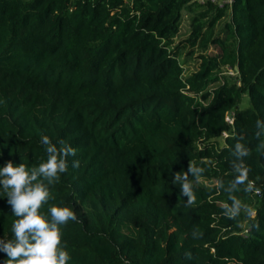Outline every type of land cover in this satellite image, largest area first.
I'll return each mask as SVG.
<instances>
[{"label": "trees", "instance_id": "1", "mask_svg": "<svg viewBox=\"0 0 264 264\" xmlns=\"http://www.w3.org/2000/svg\"><path fill=\"white\" fill-rule=\"evenodd\" d=\"M226 9L196 0H0V167L45 161L44 135L76 149L40 209L76 214L60 226L67 264H264V128H255L264 121V0H233L220 37ZM183 11L190 33L175 44ZM187 47L199 64L185 74ZM224 67L238 82L219 76ZM241 136L251 150L246 185L260 196L241 186L234 195L254 213L233 220L222 214L231 201L218 181L234 178ZM189 162L210 184L190 175L197 201L186 207L172 178ZM15 219L0 187V239L13 238ZM6 259L0 252V264Z\"/></svg>", "mask_w": 264, "mask_h": 264}, {"label": "clouds", "instance_id": "2", "mask_svg": "<svg viewBox=\"0 0 264 264\" xmlns=\"http://www.w3.org/2000/svg\"><path fill=\"white\" fill-rule=\"evenodd\" d=\"M255 128H264V121L258 119ZM255 136L259 139L260 132H255ZM242 140L241 136L231 152L234 157L230 162L234 178L227 182V187L223 180L218 181V187L228 193L231 201V204L225 203L222 214L233 220L242 211L248 216L252 215L251 209L234 195L240 191L241 186L246 185L250 171L244 160L251 155V150L241 143ZM40 142L45 146L47 159L38 166L29 168L24 163L14 164L9 160L0 167V187L4 189L13 215L17 217L12 224L13 238L0 239V252L7 255L3 264H67L71 258L66 245L61 246L60 226L69 220L75 221L76 214L68 207L50 204L49 216L46 217L41 215L40 209L50 199L48 186L59 179V174L67 171V157L75 156L76 149L63 140L60 141V147H57L47 135L42 136ZM258 150H264V140L258 144ZM72 166L79 168L80 161L74 160ZM203 172V168L189 162L187 171L181 170L173 174L172 183L179 184L181 196L187 197L186 207H191L197 201L189 176L199 180ZM252 190V184L248 182L244 191ZM198 235L199 233L193 232L194 238ZM186 255L191 258L190 254Z\"/></svg>", "mask_w": 264, "mask_h": 264}, {"label": "rangeland", "instance_id": "3", "mask_svg": "<svg viewBox=\"0 0 264 264\" xmlns=\"http://www.w3.org/2000/svg\"><path fill=\"white\" fill-rule=\"evenodd\" d=\"M191 16L192 15L189 14L188 12L183 11L181 24H180V28H179V33L177 34V36L174 39L175 44H177L182 39H185L186 37H188V35L190 33L189 25H190ZM229 20H230V8H227L226 13H225V17L221 21H219L215 26V34L219 35L220 37H224V35H225L224 25ZM188 50H190V48L187 47L184 51L181 52V55L179 56V60L181 62L183 61V59L185 61V63L182 62L184 69H185L184 70L185 74H188L190 72L195 71L196 68L198 67V64H199V60L197 59V54L199 52L196 51V52H194V54L191 57H188V56H186V53ZM235 70L236 69L224 67L220 71L219 76L221 78H224V77L227 78L228 81H230V82H238V76L236 75ZM218 85H219V83L210 84V85H208L206 91H211L214 88H216ZM247 106H248V99H247V97H244L241 104H240V108H244ZM223 140H224V137H221L218 140L219 144H221V146L223 145ZM199 182H201L203 185H209L210 184L208 181L203 180V179H199ZM253 200H254V198L252 199V202H253ZM252 210H253V208H252Z\"/></svg>", "mask_w": 264, "mask_h": 264}, {"label": "built area", "instance_id": "4", "mask_svg": "<svg viewBox=\"0 0 264 264\" xmlns=\"http://www.w3.org/2000/svg\"><path fill=\"white\" fill-rule=\"evenodd\" d=\"M232 1L233 0H196V2L199 3V4H205V3L209 2V3L213 4V5H215L219 9L230 8V6L232 4ZM235 72L237 74V70H235ZM225 122H226V124L229 127L232 128L233 123H234V119H233V114L232 113H227L225 115ZM221 136L224 137V138L227 137L228 136V132L224 131ZM251 184H252V189H253L251 191L252 194L254 196H260V190L255 188L253 182H251ZM247 232H248V229H245L244 233L246 234Z\"/></svg>", "mask_w": 264, "mask_h": 264}]
</instances>
